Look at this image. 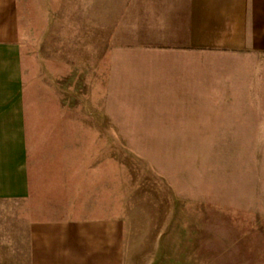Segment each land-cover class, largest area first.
Segmentation results:
<instances>
[{
  "label": "crops",
  "instance_id": "crops-1",
  "mask_svg": "<svg viewBox=\"0 0 264 264\" xmlns=\"http://www.w3.org/2000/svg\"><path fill=\"white\" fill-rule=\"evenodd\" d=\"M48 1L39 55L97 82L102 136L180 139L167 196L264 225V0ZM27 115L20 0H0V199L31 195ZM177 213L184 236L203 217ZM134 224L122 213L31 222L28 264H131ZM144 224L147 237L167 227Z\"/></svg>",
  "mask_w": 264,
  "mask_h": 264
},
{
  "label": "rangeland",
  "instance_id": "rangeland-1",
  "mask_svg": "<svg viewBox=\"0 0 264 264\" xmlns=\"http://www.w3.org/2000/svg\"><path fill=\"white\" fill-rule=\"evenodd\" d=\"M50 14L48 0H20L31 195L0 199V264H28L31 222L120 213L135 222L131 264L148 262L152 252L154 264H195V258L197 264L241 258L263 264L264 225L249 217H213L219 206L182 207L177 194L167 196L163 178L177 179L180 139L102 136L90 96L97 82L39 55ZM180 208L203 210L186 236L178 229ZM147 220L167 227L147 237Z\"/></svg>",
  "mask_w": 264,
  "mask_h": 264
}]
</instances>
